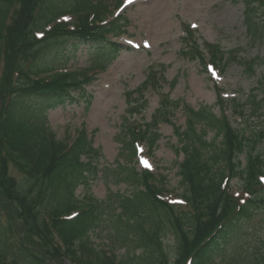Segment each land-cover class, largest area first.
Segmentation results:
<instances>
[{"label":"trees","instance_id":"obj_1","mask_svg":"<svg viewBox=\"0 0 264 264\" xmlns=\"http://www.w3.org/2000/svg\"><path fill=\"white\" fill-rule=\"evenodd\" d=\"M235 1L243 5L250 40L263 42L264 0ZM59 4L57 0H0V65L1 61L16 54L30 58L26 74L19 71L15 87L9 90L11 96L0 110V196L9 203L0 202V218L2 212L8 215L4 225L0 221V264H45L42 258L26 249L23 242L26 237L55 261L61 262V256H65L75 263L114 264L113 255L97 250L91 238L93 230L103 222L106 202L91 204L70 221L62 218L78 208L80 201L74 195L78 186L87 185L97 174L99 149L93 147L84 130L70 145L56 141L44 125V114L39 117L30 114L24 104L31 97L39 98L47 109L71 103L75 92H81L84 97L82 85L90 80L66 75L45 82L34 76L60 67V62L70 60L81 46L95 56L94 61L100 59L98 64L104 65L118 53V48L104 39V35L120 31L126 21L118 17L108 25H94L88 15H84L70 30L63 23L54 22L53 17L64 7ZM186 31L187 42L182 53L203 61L199 46L190 41L192 32L187 27ZM36 32H42L43 37H34ZM209 47L211 62L223 67V52L217 45ZM227 53L231 54L232 50ZM240 61L249 76L254 75L260 64L257 59L240 58ZM260 91L261 98L257 99L258 94L252 90L243 102L219 96L216 105L223 111L230 105L231 113L245 121L240 125L232 124L223 111L215 115L208 106L193 109L182 105L186 127L183 130L178 126L174 128L176 136L181 137L176 151L184 153L179 170L186 210L157 199V193L148 184V175L140 174L134 162V142L145 140L152 147L157 138L158 122L170 123L181 104L164 99L151 122L141 125L143 128L136 131L131 125L125 126L117 140L121 143L119 157L127 160V165L102 169L106 178L114 177L132 188L128 196L114 193L107 197L108 207L114 206L115 211H119L111 217L113 220L110 219L114 229L110 239L126 249L128 260L120 264H150L153 252L164 250L160 238L164 230L175 235L177 254L173 264H184L186 258L190 259V264H218L214 260L218 251L222 253L238 227L264 206V185L258 179L264 176V126L251 128L246 118V115L259 116L264 110V90ZM207 132H213L212 138L207 139ZM261 144L263 147L257 149ZM12 152L18 153L17 162L12 159ZM244 152L246 161L241 165L239 155ZM4 153L10 155L8 159ZM8 160L21 173L19 180L9 174ZM235 177L247 194L239 205L228 187L222 188L223 178ZM15 218L22 227L12 222ZM20 233L25 237H18L17 245L8 242ZM57 238L63 247L56 244ZM16 250L18 255L13 258ZM160 255L168 260L165 251H160ZM7 257H11L9 262L5 261ZM259 261L264 264V257ZM166 264L171 263L167 261Z\"/></svg>","mask_w":264,"mask_h":264},{"label":"rangeland","instance_id":"obj_2","mask_svg":"<svg viewBox=\"0 0 264 264\" xmlns=\"http://www.w3.org/2000/svg\"><path fill=\"white\" fill-rule=\"evenodd\" d=\"M84 1L86 0H82ZM172 1L87 0L88 3L80 7L68 5L65 0H57L60 7L68 6L61 8L64 13L62 12L63 14L58 16L56 21H65L69 28L74 27L79 12L85 13L87 10L95 11L90 18L101 23L112 20L117 14L122 16L127 23V27L123 30L125 33L114 39L122 45L121 50L117 56L107 59L102 69L93 68L99 67L95 64L100 59L94 61L95 56L92 57L87 48L83 46L70 60L60 62L61 65H65V69L57 72L75 74L74 71L82 70L86 76L91 75V82L82 88L89 105L83 100L82 103H66L46 109L42 106L43 100L34 97L30 99L28 97L29 100L24 104L30 114L37 116L44 114V122L52 131L55 140L66 142L74 136L76 130L83 127L91 136L94 146L100 149L102 158L99 160V168L103 167L105 162L111 165V168L116 167V163L121 164L120 161L123 159V157L119 158L121 143L118 142L117 136L125 126L135 127L150 123L155 110L164 99L181 104L171 120L173 125L184 129L186 123L182 105H188L193 109L204 105L211 107L213 114H219L220 107L215 104L218 92L214 84L223 89L228 96L237 92L241 98L240 102L248 98L255 86L260 88L259 90L254 89V93L258 94L257 99L262 97L260 90H264V79L262 78L264 75V41L250 40L246 32L242 3H236L235 0H174L177 3V10H172L170 6ZM96 3L102 5L98 4L99 7L96 10L88 7ZM95 14L98 17H95ZM187 26L192 29L193 39L190 41H194L196 46H199L200 55L210 57L211 49L208 47L210 45H217L223 52L224 69L219 71L215 77L220 79L219 81L215 82L212 80L215 78H209L213 73L204 71L200 57L191 58L182 53L187 42L183 30ZM134 45L138 48H134ZM228 50H232V53L228 54ZM240 58L259 61L260 64L253 76L245 72ZM16 60L17 54L2 62L0 92H4V95L14 87L18 73L16 71L26 68L23 61ZM8 61L12 63L9 64ZM39 78L42 81L51 76L45 73ZM253 122L256 123L257 120ZM158 124L156 134L159 137L155 143L153 157L144 155L146 146L141 145L139 153L144 158V162H147V166L146 164L145 167L136 165V170L153 173L151 178L155 181L152 185L155 187L163 185L166 189L161 195L163 200L179 198L177 194L181 191V185L178 164L183 161L184 153L176 151V148L180 146L177 137L173 135V126L162 120ZM212 133L207 132V139L212 138ZM262 147L263 144L257 149ZM245 157L246 153L239 158L242 164ZM126 162L127 160L121 165H127ZM9 167L11 177L19 180L20 173L13 166L9 165ZM101 173L90 178L87 187L79 186L75 191V196L82 198L81 208L86 207L83 197H91L96 202L106 201L102 211L103 222L98 229L93 230L91 238L97 250L111 252V255L113 253L116 258L115 262L119 263V261H127L128 258L125 256L126 249L110 239L114 232L110 217L119 211H115L114 206L108 207L110 201H107V197L114 193L128 196L132 188L123 181L116 180L114 177L106 178ZM159 174L165 178L162 179ZM229 186L232 196L238 199V203H241V199H245L246 194L240 191L239 180L232 179ZM176 202L180 205L179 209L186 208L179 199H176ZM12 216L15 217L13 213ZM44 216L48 219L46 213ZM5 217L8 218V215L2 212L0 221L3 225ZM12 222L22 227L16 218ZM174 236L169 230H164V233L160 234L164 246V250L160 251L168 253V260H165L160 255V251L156 250L151 256L150 264H166L167 261L174 263L177 254ZM18 237L24 239L25 236L20 233L8 242L17 245ZM23 241L26 245L37 249L29 238L26 237ZM31 252L41 258L38 251L31 250ZM140 252L141 250L136 253ZM17 253L16 250L12 257L16 258ZM263 257L264 206L256 211L248 222L238 227L226 243L223 252L218 251L214 260L218 264H259V259ZM63 258L61 257V262L49 258L46 259L45 264H71ZM10 259L11 257H7L5 261L9 262Z\"/></svg>","mask_w":264,"mask_h":264},{"label":"snow or ice","instance_id":"obj_3","mask_svg":"<svg viewBox=\"0 0 264 264\" xmlns=\"http://www.w3.org/2000/svg\"><path fill=\"white\" fill-rule=\"evenodd\" d=\"M144 163H145V164H146V166H147V162L145 161Z\"/></svg>","mask_w":264,"mask_h":264},{"label":"bare ground","instance_id":"obj_4","mask_svg":"<svg viewBox=\"0 0 264 264\" xmlns=\"http://www.w3.org/2000/svg\"><path fill=\"white\" fill-rule=\"evenodd\" d=\"M186 1H188V0H186Z\"/></svg>","mask_w":264,"mask_h":264}]
</instances>
